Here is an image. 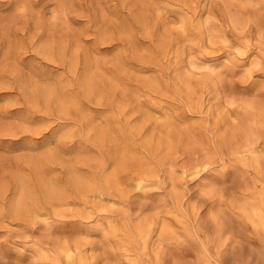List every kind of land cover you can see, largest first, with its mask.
<instances>
[{
    "label": "rangeland",
    "instance_id": "1",
    "mask_svg": "<svg viewBox=\"0 0 264 264\" xmlns=\"http://www.w3.org/2000/svg\"><path fill=\"white\" fill-rule=\"evenodd\" d=\"M0 264H264V0H0Z\"/></svg>",
    "mask_w": 264,
    "mask_h": 264
},
{
    "label": "bare ground",
    "instance_id": "2",
    "mask_svg": "<svg viewBox=\"0 0 264 264\" xmlns=\"http://www.w3.org/2000/svg\"><path fill=\"white\" fill-rule=\"evenodd\" d=\"M146 181L147 180L144 177H141L140 178V184H144ZM47 190H48L49 194H54L56 189L53 188V187H51V186H49V185H47ZM37 199H38V197H37ZM27 201H28V197H26V196H23L20 199H18V201L15 203V209H16V211H18V212L19 211H25L27 209V206H28V202Z\"/></svg>",
    "mask_w": 264,
    "mask_h": 264
}]
</instances>
